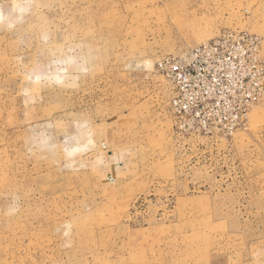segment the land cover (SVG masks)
<instances>
[{
	"label": "rangeland",
	"instance_id": "rangeland-1",
	"mask_svg": "<svg viewBox=\"0 0 264 264\" xmlns=\"http://www.w3.org/2000/svg\"><path fill=\"white\" fill-rule=\"evenodd\" d=\"M0 264H264V0H0Z\"/></svg>",
	"mask_w": 264,
	"mask_h": 264
}]
</instances>
